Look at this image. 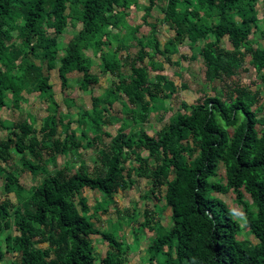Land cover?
<instances>
[{"label":"trees","instance_id":"obj_1","mask_svg":"<svg viewBox=\"0 0 264 264\" xmlns=\"http://www.w3.org/2000/svg\"><path fill=\"white\" fill-rule=\"evenodd\" d=\"M137 2L0 0V111L7 108L8 92L16 105L22 101L23 93L38 94L49 113L40 130L41 145L52 140L61 123L49 83V72L56 69L57 60L61 87H68V74L78 72L82 74L80 89L87 92L99 82L90 72L91 60L84 53L91 51L101 60L103 71L118 79L115 89L130 103L140 105L139 111L130 112L132 119H126L115 136L102 130L113 121L107 108L113 92L94 97L92 108L79 112L76 123L83 149L94 147L101 136L111 140L107 150L98 151L106 170L95 176L84 173L82 168L70 176H66L65 168L51 174L39 166L36 159L40 154L35 145H24L23 139L35 133L33 120L13 128H6L0 121V128L10 129L11 135H16L15 128L21 131L23 137L15 142V148L22 154L28 151L34 159L22 155V167L34 176H42L41 183L27 198L15 181L10 180L5 186V192L15 193L18 205L0 202V231L14 228L18 236L5 237L0 264L6 254L13 253L19 256L20 264H94L90 236H99L108 245L102 264H122V243L112 232L94 226L81 193L84 189L99 191L112 201L120 186L129 187L139 178L151 181L149 193L157 200L164 187L162 199L170 211L168 229L158 222L152 228L156 233L146 249L149 263L160 258L158 264H264V125L251 111L246 94L231 102L214 96L201 105L182 104L185 113L172 115L157 137L132 125L145 123L148 114L159 108L166 109L165 102L171 99L176 87L170 81L151 82V75L163 70L154 57L176 53L185 41L190 49L204 42L201 54L212 70V78L224 70L223 58L230 55L221 48L224 38L234 55L243 49L251 53L252 64L264 70V49L252 50L248 46L252 33L260 32L264 37V19H259L257 11L259 3L264 7V0H148L144 17L158 4H164L163 21L174 37L165 43L163 51L154 38L138 41L140 49L128 64L130 74L126 82L122 61L114 52L103 49L110 46L109 31L127 28L126 10ZM67 9L75 11L81 29L61 55L57 37L68 26ZM144 59L148 60L147 66L139 67ZM70 124L64 125L65 134L74 142L75 132L70 131ZM7 146L0 142V174L1 164L7 162ZM51 146L55 152L68 154L71 150L65 144L59 148L58 140ZM137 150H145L147 158L139 156ZM132 156L139 162L137 168L126 166ZM149 159H153V168ZM220 167L224 169L223 181L218 178ZM230 191L241 208L243 224L215 196ZM244 194L249 195L251 202ZM147 225L145 220L141 229ZM244 229L256 244L239 239ZM38 244L47 246L37 247Z\"/></svg>","mask_w":264,"mask_h":264},{"label":"rangeland","instance_id":"obj_2","mask_svg":"<svg viewBox=\"0 0 264 264\" xmlns=\"http://www.w3.org/2000/svg\"><path fill=\"white\" fill-rule=\"evenodd\" d=\"M137 4L132 5L126 10L127 28L112 30L110 32V46L104 48V52H114L122 61L124 67L122 73L126 76V82H129L128 76L131 63L140 49L138 41H146L154 38L158 41L160 50L163 51L167 41L174 37L169 25L163 21L162 7L164 4H158L154 7L147 17H144L145 8L148 6V0H137ZM120 10V9H117ZM259 19H264V7L261 3L257 5ZM65 13L69 16L68 26L65 31L57 37V43L60 48V54H64V49L69 40L81 29L80 23L75 20V11L67 9ZM213 21L215 18L213 17ZM52 33V31H49ZM248 46L253 49H264V37L260 32L252 33L248 39ZM204 42L200 41L190 49L188 41L177 47V52L173 54H157L154 60L161 63L162 71H157L151 75V82L163 84L165 81L172 82L176 91L171 99L165 102L164 108H159L155 112L148 114L146 122L143 124H132L136 130H142L151 137H157L158 133L168 124L169 118L176 112L185 113L182 104L201 105L205 99L214 96H220L226 102L233 101L240 94H246V100L251 104V111L254 112L264 125V70H258L257 65L252 64L251 53L240 50V55H234L232 47L224 38L221 41V48L228 54L223 58L221 69L212 78V70L204 63L201 51ZM145 51L151 52L146 48ZM91 60L90 72L99 78L96 85L90 86L89 91L83 92L80 89L82 74L72 72L68 74V87L62 88L58 76L57 68L60 63L55 62L56 69L49 72V83L52 87L54 100L58 105V115L61 123L57 125L56 134L50 142L41 145L43 139L41 128L44 119L49 115L44 101L38 94L23 93V99L17 105L11 95L6 94L7 108L0 111V121L6 128H13L19 124L33 120L35 133L26 136L23 139L24 145L30 143L35 145L39 151V166L45 167L52 174L56 170L65 168L66 176L76 173L80 168L84 173L90 176L102 175L105 172L103 159L98 155L99 150H107L111 146V140L108 137L101 136V140L90 149H83L79 145L80 128L76 123L80 111H87L92 108V99L101 97L106 92H113L109 99V115L112 118L111 124L103 126L102 130L111 136L117 134L119 126L126 120L132 119L130 112L140 110L139 104H132L127 97L115 89L118 79L105 73L101 68V60L94 57L91 51L84 52ZM233 54V55H232ZM148 60L144 59L138 66H147ZM16 72V71H14ZM70 122V131L75 132L74 142L65 134L64 125ZM9 130L0 128V142L7 144V162L2 163L3 173L0 174V202L9 201L11 204L18 205V198L14 192H5V186L9 181H15V184L23 188V197H28L29 192L39 185L42 176H34L22 167L21 157L34 159L30 157L28 151L23 154L15 148V142L23 136L19 129L15 128L16 135H11ZM67 134H69V132ZM129 130L126 131L128 133ZM230 133V131H229ZM10 134V135H9ZM91 136V135H90ZM54 140L59 141V148L65 144L70 152L68 154L61 151H53L51 143ZM74 144V145H73ZM76 145V146H75ZM139 156L147 158L145 150L136 151ZM192 153L191 157L195 158ZM132 160L126 164L128 168H137L139 162L132 156ZM150 168H153V159H149ZM218 178L224 180V169L218 170ZM165 186V185H164ZM151 181L145 178L135 180V183L129 187L117 189L113 200L109 201L107 197L99 191L84 189L82 196L86 199L90 209L91 220L94 226L103 232H112L122 243L123 254L122 264H158L160 258L153 262L147 261V247L154 237L156 231L152 229L158 222L163 228L170 226V211L165 208L162 199L164 187L160 189L159 200L150 195ZM231 210L235 217L242 220L241 208L235 203V196L230 191L226 194H215ZM245 198L251 202L249 195L244 194ZM77 197L73 201L77 203ZM97 210V212H95ZM148 225L141 229L144 221ZM11 234L18 236V232L13 228L11 231H0V249L5 250V237ZM240 240H248L256 244V240L244 229L239 237ZM92 248L94 250L95 263L102 264L101 260L106 256L108 245L99 236H90ZM47 244H38L37 247H46ZM1 264H20L19 256L16 253L6 254Z\"/></svg>","mask_w":264,"mask_h":264}]
</instances>
